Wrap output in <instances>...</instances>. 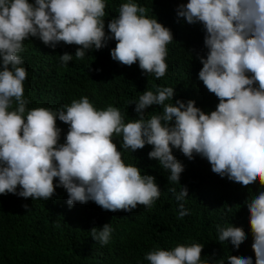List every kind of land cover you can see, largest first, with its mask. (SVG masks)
<instances>
[{
    "label": "clouds",
    "instance_id": "obj_1",
    "mask_svg": "<svg viewBox=\"0 0 264 264\" xmlns=\"http://www.w3.org/2000/svg\"><path fill=\"white\" fill-rule=\"evenodd\" d=\"M107 7L106 0H0V196L48 201L62 187L70 207L91 201L110 212L131 213L138 206L150 210L161 196L156 178L122 158L124 151L134 153L146 145L152 147L149 158L169 171L172 184L180 185L185 171L173 155L176 149L189 160L206 159L221 178L244 187L259 181L264 189V0H188L176 10L178 20L200 24L205 32L207 53L198 56V78L219 101L210 113L193 100L173 103L172 87L146 90L129 101L138 119L127 123L118 108L97 109L87 96L58 110L28 108V73L20 53L30 38L53 49L61 43L75 45L77 60L114 40V61L128 67L138 64L157 80L167 75L172 30L128 0L106 33ZM59 60L66 66L73 56L64 53ZM153 106L162 111L146 119ZM57 121L68 125L63 143ZM115 137H122L123 152ZM180 186L179 193L169 191L176 193L178 218L183 219L190 214L184 204L189 193ZM247 209L255 264H264V191L247 201ZM113 231L105 224L90 234L107 245ZM216 231L221 243L231 241L236 250L247 239L242 227L217 224ZM203 249L198 243L180 244L171 250L154 249L145 259L149 264H201ZM228 264L253 261L229 256Z\"/></svg>",
    "mask_w": 264,
    "mask_h": 264
},
{
    "label": "trees",
    "instance_id": "obj_2",
    "mask_svg": "<svg viewBox=\"0 0 264 264\" xmlns=\"http://www.w3.org/2000/svg\"><path fill=\"white\" fill-rule=\"evenodd\" d=\"M125 2L128 0H106V33L107 24L118 16L119 7ZM133 2L147 8L149 17L157 18L174 34V41L168 45L167 75L157 80L143 73L138 64L128 67L114 61L110 55L116 44L114 40L101 50H89L83 60H77L75 45L61 43L53 49L38 38H30L25 40V51L20 53L22 66L28 73L24 86L25 96L31 101L29 109L58 110L74 99L87 96L97 109L109 105L118 108L127 123L138 119L135 105L129 101H136L146 90L155 92L159 87L175 89L173 103L193 100L206 114L216 109L218 99L198 78L202 68L198 56L207 53L205 32L200 24L189 25L177 17V8L188 0ZM64 53L73 56L66 66L59 60V55ZM161 111L153 106L146 111L145 118ZM57 124L62 129L63 143L68 125L60 121ZM114 142L123 152L122 137H115ZM151 150L146 145L134 153L124 151L122 157L126 164L139 167L142 174L156 178L161 196L150 210L138 206L131 213L110 212L91 201L70 207L68 194L62 187H57L56 195L48 201L12 194L0 196V264H149L145 255L154 249L171 250L180 244L194 243L204 245L201 264H228L229 256L251 257L255 264L247 201L264 191L259 181L244 187L213 173L206 159L196 156L189 160L173 149V155L185 166L180 185L189 193L184 204L190 214L179 219L175 195L181 186L168 181L169 171L159 161L149 158ZM170 188H175L176 193L169 191ZM228 207L232 208L231 212L227 211ZM105 224H110L114 231L109 244L101 245L90 231ZM217 224L243 228L247 239L239 250L231 241L218 240Z\"/></svg>",
    "mask_w": 264,
    "mask_h": 264
}]
</instances>
